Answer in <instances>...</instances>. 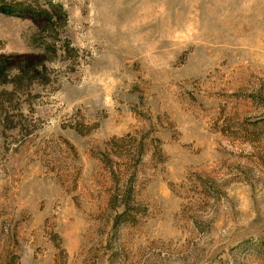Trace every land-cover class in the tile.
I'll return each mask as SVG.
<instances>
[{"label": "rangeland", "instance_id": "1", "mask_svg": "<svg viewBox=\"0 0 264 264\" xmlns=\"http://www.w3.org/2000/svg\"><path fill=\"white\" fill-rule=\"evenodd\" d=\"M0 264H264V0H0Z\"/></svg>", "mask_w": 264, "mask_h": 264}]
</instances>
